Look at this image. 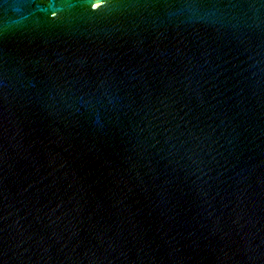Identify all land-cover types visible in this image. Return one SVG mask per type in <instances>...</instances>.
Returning <instances> with one entry per match:
<instances>
[{"label": "water", "instance_id": "95a60500", "mask_svg": "<svg viewBox=\"0 0 264 264\" xmlns=\"http://www.w3.org/2000/svg\"><path fill=\"white\" fill-rule=\"evenodd\" d=\"M0 264H264V0H0Z\"/></svg>", "mask_w": 264, "mask_h": 264}]
</instances>
